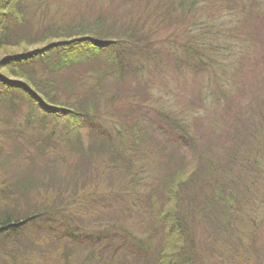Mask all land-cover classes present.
Here are the masks:
<instances>
[{"label": "trees", "instance_id": "obj_1", "mask_svg": "<svg viewBox=\"0 0 264 264\" xmlns=\"http://www.w3.org/2000/svg\"><path fill=\"white\" fill-rule=\"evenodd\" d=\"M115 1L0 0V264H264V98L200 138L156 81L188 69V102L231 109L228 74L264 60V0Z\"/></svg>", "mask_w": 264, "mask_h": 264}, {"label": "rangeland", "instance_id": "obj_2", "mask_svg": "<svg viewBox=\"0 0 264 264\" xmlns=\"http://www.w3.org/2000/svg\"><path fill=\"white\" fill-rule=\"evenodd\" d=\"M95 1V5H99L103 0ZM117 2L118 0H116L114 4ZM104 5L108 7L114 6L113 0H105L103 7ZM198 12L199 15L205 19H209L215 15L216 22H219L222 19L220 10L217 11L214 7L206 8L205 13H203L202 10ZM156 33L159 39H164L169 35V33H171V29L160 28L156 31ZM180 39L181 38L178 36V42H180ZM252 54L255 56L248 58L247 61L244 62L245 65H243L241 71L235 76V78L233 73L230 74L231 77L228 74V82L226 81L225 84L228 88H230V90L225 97L227 99L228 97L230 98L231 109L226 107L227 100L224 97L219 101H214L211 97H208L209 100H207V102H198L194 105L192 104L193 99L188 102V100L192 98L198 89L200 90V87L203 83L201 76L200 78L194 77L193 73L188 69H182V73L180 74L169 72L156 80L161 85V87L169 86L174 90L173 93L165 92L163 94V97L166 96L170 98L169 102L164 105V108L169 111L171 117H174L176 121H184L187 123L194 137L201 138L202 135H209L213 130H216L217 132L224 130L227 125L225 121L229 120L232 117V114L236 113V110H243V106L246 103L253 106L256 104L257 99L264 98V60L262 58L260 59L259 53L253 51ZM252 58L256 59L252 60ZM221 59L222 56H220L217 59V62L213 65L212 69L216 70V72L218 65L221 63ZM211 88L212 87H210L209 91L206 93H209L210 90H212ZM198 96L199 94L197 95V98ZM154 97L159 98V94L157 96L154 94ZM152 153H149L148 161H154L157 163L160 159H162L157 153L155 155H151ZM92 175L93 174H90L89 178L92 179ZM76 208L78 211L76 209L75 211L77 215H80V220L90 221L91 217L95 219L91 220V222H93L95 225H105V223H109L133 226L132 229L137 230L136 222L132 219H126L123 215H121L119 213V208L115 205H106L101 207L95 202H82ZM258 217L263 220V222H261L256 228V240L258 242L257 244H260L264 236V214L261 213Z\"/></svg>", "mask_w": 264, "mask_h": 264}]
</instances>
